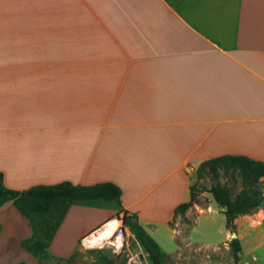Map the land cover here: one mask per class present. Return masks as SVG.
Returning <instances> with one entry per match:
<instances>
[{"label": "crops", "instance_id": "obj_1", "mask_svg": "<svg viewBox=\"0 0 264 264\" xmlns=\"http://www.w3.org/2000/svg\"><path fill=\"white\" fill-rule=\"evenodd\" d=\"M223 155L264 161V0H0L6 186L111 183L122 192L73 201L42 261L22 247L29 219L7 203L0 264L68 260L108 243L126 215L168 255L178 247L172 224L195 214L193 226L219 235L196 245H229L212 194L176 215L198 166ZM235 225L252 255L240 263L264 264V203Z\"/></svg>", "mask_w": 264, "mask_h": 264}, {"label": "trees", "instance_id": "obj_2", "mask_svg": "<svg viewBox=\"0 0 264 264\" xmlns=\"http://www.w3.org/2000/svg\"><path fill=\"white\" fill-rule=\"evenodd\" d=\"M197 181L191 188V201L181 204L176 215L185 213L198 202L202 190L208 191L224 210L227 228L235 230L240 216L255 213L264 203V161L246 156L223 155L203 161L196 170ZM210 177L214 183L202 188L200 181ZM236 180L240 191L233 196V188L222 180ZM121 189L111 183L92 186L61 182L53 185H36L24 191L8 188L0 172V208L13 201L17 210L26 216L33 229L31 238L22 242V247L41 261L49 257V248L71 203L82 199L119 200ZM124 226L148 253L150 264H163L167 253L140 225L135 216L124 217ZM42 231L44 240L36 239L35 231ZM233 264H241L242 246L238 238L229 243Z\"/></svg>", "mask_w": 264, "mask_h": 264}, {"label": "rangeland", "instance_id": "obj_3", "mask_svg": "<svg viewBox=\"0 0 264 264\" xmlns=\"http://www.w3.org/2000/svg\"><path fill=\"white\" fill-rule=\"evenodd\" d=\"M197 181V176L195 182ZM228 182L233 188V196L240 191L238 182L231 178L222 180ZM202 188H209L214 181L210 177H205L200 182ZM202 192H208L202 190ZM209 193V192H208ZM202 203H206V199L198 198ZM221 217L220 215H216ZM197 219V215H191L189 218L182 217L174 221L172 227L176 230L178 247L176 252L171 255H166L163 264H233V255L229 245H222L218 249H207L203 246L196 245L198 243H214L217 241V232L215 231L212 236L206 230L208 226H193ZM220 226H214L219 228ZM195 231L192 232V229ZM119 243L124 244V251L119 254L114 251V246L105 243V241L88 247L83 245L82 248L68 260L55 261L54 264H131L130 256L140 254L146 256L148 261V253L144 251L140 243L135 239L129 228L120 226L118 230ZM36 239L44 240L42 231L37 229L35 231ZM117 234H115L116 236ZM230 238V237H229ZM97 240H99L97 238ZM230 240V239H229ZM162 241H169L163 239ZM229 242V241H228ZM165 243V242H163ZM221 243V242H219ZM165 250L172 251L171 247L164 246ZM242 257L245 261L251 262L252 255L250 252L249 244L245 245ZM149 262V261H148Z\"/></svg>", "mask_w": 264, "mask_h": 264}, {"label": "built area", "instance_id": "obj_4", "mask_svg": "<svg viewBox=\"0 0 264 264\" xmlns=\"http://www.w3.org/2000/svg\"><path fill=\"white\" fill-rule=\"evenodd\" d=\"M107 244L114 246V251L115 252L118 251L119 254H121L124 251V244L119 243V235L118 234L116 236H114L112 239H110ZM129 260H130L131 264H150L147 261L146 256H143L140 254L131 255Z\"/></svg>", "mask_w": 264, "mask_h": 264}, {"label": "water", "instance_id": "obj_5", "mask_svg": "<svg viewBox=\"0 0 264 264\" xmlns=\"http://www.w3.org/2000/svg\"><path fill=\"white\" fill-rule=\"evenodd\" d=\"M230 239L233 240L235 238H237V233L235 230H231L230 231V235H229Z\"/></svg>", "mask_w": 264, "mask_h": 264}, {"label": "bare ground", "instance_id": "obj_6", "mask_svg": "<svg viewBox=\"0 0 264 264\" xmlns=\"http://www.w3.org/2000/svg\"><path fill=\"white\" fill-rule=\"evenodd\" d=\"M97 238H98V237H97ZM97 238H96V239H93V241H92V242H95V241L97 242ZM94 240H95V241H94ZM88 243H89V244H91V242H90V241H89Z\"/></svg>", "mask_w": 264, "mask_h": 264}]
</instances>
